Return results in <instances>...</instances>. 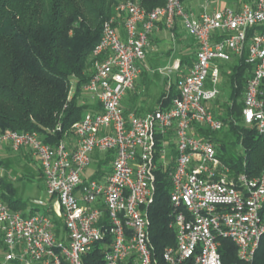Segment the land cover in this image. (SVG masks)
<instances>
[{
    "label": "built area",
    "instance_id": "obj_1",
    "mask_svg": "<svg viewBox=\"0 0 264 264\" xmlns=\"http://www.w3.org/2000/svg\"><path fill=\"white\" fill-rule=\"evenodd\" d=\"M116 13L124 36L116 16L104 21L92 52L96 66L82 87L89 107L71 131L54 144L37 131L0 132V146L29 149L37 158L45 186L31 199L38 211L12 210L1 197L0 165V264H83L99 243L104 264H224V240L234 244L241 264H253L264 236V168L254 177L235 173L198 129L224 128L211 106L221 93V65L246 52L251 69L242 118L264 136V0L236 8L201 0L199 11L182 0L151 11L127 1ZM160 23L170 30L181 24L194 38V61L169 106L125 114L123 99L135 88ZM102 152L112 157L109 172ZM93 162L96 177H86ZM158 172L170 181L176 230V246L165 249L163 263L155 258L148 216Z\"/></svg>",
    "mask_w": 264,
    "mask_h": 264
},
{
    "label": "trees",
    "instance_id": "obj_2",
    "mask_svg": "<svg viewBox=\"0 0 264 264\" xmlns=\"http://www.w3.org/2000/svg\"><path fill=\"white\" fill-rule=\"evenodd\" d=\"M127 1L151 11L165 5L167 0H0V132L37 131L45 142L54 144L71 131L89 107L82 87L97 61L92 52L100 40L103 23L112 16L122 19L116 7ZM253 1L230 0L234 5L229 6L239 7L243 2ZM182 2L185 5V0ZM177 26L173 28L175 34ZM252 34L253 30L248 38ZM246 58L245 52L221 65L223 76L226 64L232 63L229 64L231 93L224 101L220 93L211 106L223 120L224 128L220 131L199 128L198 134L216 144L218 155L235 173L245 171L254 177L264 168V136L255 124L247 125L242 118L251 69ZM73 85L76 90L71 94ZM261 88L264 93V81ZM177 92L173 88L168 97L162 98V105L169 106ZM111 159L107 155L104 162ZM8 161L0 157V165L5 168L1 182L3 201L12 210L38 211V207L31 205V199L24 200L18 194L8 173ZM38 172L42 175V170ZM169 189L167 175L158 172L156 197L148 207V216L150 240L160 263L165 249L176 246ZM104 251V244L99 243L83 257V264H104ZM220 252L224 264H241L231 241L224 240ZM253 264H264V236Z\"/></svg>",
    "mask_w": 264,
    "mask_h": 264
},
{
    "label": "rangeland",
    "instance_id": "obj_3",
    "mask_svg": "<svg viewBox=\"0 0 264 264\" xmlns=\"http://www.w3.org/2000/svg\"><path fill=\"white\" fill-rule=\"evenodd\" d=\"M216 1L218 2L219 7L229 6L234 3L230 2V0ZM165 47H167V49L162 50L161 52H156V49L152 50V54H150L151 56H148L145 61L147 63H152L154 70L148 71L147 76H140V79L137 81L136 87L140 96L139 101L142 105H144L145 108H156L158 106L159 99L162 98L163 95H169L171 91H173V88L176 90L178 89L177 80L182 78L178 68L180 67L181 58L183 53H185V50L180 52L181 50L179 51V46L169 39L165 41ZM229 64L232 63L226 64V73L223 74L221 78V86L224 89L221 91L220 96L222 97L223 101L227 100L229 98V94L231 93L229 83L231 70L229 69ZM95 66L96 63L92 64L90 72L94 71ZM169 69H172L173 72L169 73ZM75 83L76 80H73V84ZM125 103L127 104L128 101L126 100ZM1 154L5 155V159L9 160L8 173L10 178L15 181L14 185L16 188H18V194L21 195L24 200L40 198L44 194L45 186L38 172L40 165L37 158L32 159V157H29V160L26 161L23 159L21 160L5 151H3ZM100 155L105 158L108 155V152H102ZM97 167V163L93 162L85 176L89 178H95L96 176H93L91 173L92 169ZM102 167L103 172H109L110 162H104ZM20 176H22L21 179Z\"/></svg>",
    "mask_w": 264,
    "mask_h": 264
},
{
    "label": "crops",
    "instance_id": "obj_4",
    "mask_svg": "<svg viewBox=\"0 0 264 264\" xmlns=\"http://www.w3.org/2000/svg\"><path fill=\"white\" fill-rule=\"evenodd\" d=\"M215 3L216 5H218V2L216 0H215ZM200 5H201V0H185V6L188 9L199 11ZM233 7L236 8V6H233ZM122 19L118 17L116 23H117V28L119 30V33L122 36H124ZM176 31H177V34H175L173 30H170L169 28H167L164 24H161V23L158 24L157 27L154 29V31L150 35L149 44L147 48V57L151 56L150 54H152L153 49H156V52H161L162 50L167 49V47H165V41L167 39L172 40L179 46V51L181 50L180 52H182V50H185L184 51L185 53H183V56L181 58L180 67L178 68L181 77H183L185 74L189 72L192 66V63L194 61L196 51H197V43L193 37L187 34V32L184 30L181 24H178ZM142 67H143V71L140 74V76H143V75L147 76L148 71L154 70L153 64L150 62L147 63L145 61ZM140 76L137 79V81L140 79ZM137 81H136V85H137ZM136 85H135V88L131 90L123 99V108L128 113L137 112L139 114H144L148 111L154 110L158 108L159 106H161L163 103L162 98L168 97V94L166 96L163 95L162 98L159 99L158 106L156 108H145L144 105H142L139 101L140 96H139V93L137 92ZM126 100L128 101L127 104L125 103ZM3 151L14 155L21 160L23 159V160L28 161L29 157H32V159L35 158L29 149H23L20 152L16 153V152H13L8 145L6 144L1 145L0 146V157L5 158L6 156L1 154ZM38 169L41 171L40 167ZM40 176L42 178V175Z\"/></svg>",
    "mask_w": 264,
    "mask_h": 264
}]
</instances>
